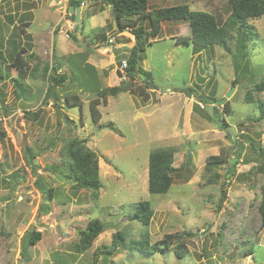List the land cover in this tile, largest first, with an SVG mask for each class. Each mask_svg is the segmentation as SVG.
<instances>
[{"label":"rangeland","instance_id":"obj_1","mask_svg":"<svg viewBox=\"0 0 264 264\" xmlns=\"http://www.w3.org/2000/svg\"><path fill=\"white\" fill-rule=\"evenodd\" d=\"M80 1L85 7H79L77 22L76 18H63L55 0H0L4 75L0 79V264H91L94 248L110 243L116 230L128 239L148 236L151 243L183 230L191 235L172 238L168 248L153 254L128 253L123 248L101 256L95 264H264V227L257 210L264 184V172L258 165L263 160L252 148L264 149V120L258 118L256 103L246 100L247 92L264 82V14L248 20L254 37L245 47H241L238 33H233L229 51L217 45L198 49L176 44L175 37L190 33L188 22L163 20L161 33L145 47L139 63L147 78L141 82L151 79L155 85L148 100L134 91L108 96L105 103L98 104L101 118L94 121L89 102L97 90L92 89L98 83L100 87L118 85L126 78L125 73L122 78L116 75L115 61L129 52L128 42L125 36L116 35L110 10L99 24L104 25L113 46L103 41L93 48L96 43L91 42L87 21L99 4ZM227 2L148 0L150 10L186 3L192 9L221 14L223 19L228 14ZM71 22L75 28L68 31ZM122 40L127 49L115 51ZM22 46L26 52L21 57L36 69L24 78L26 99L15 92L11 79L15 72L8 68L15 50ZM86 49L101 63L96 69L99 81L81 66L83 55L78 54ZM52 53L54 63L63 62L60 71L67 73V80L52 87L54 93L44 99L48 84L43 67L50 64ZM52 74L49 70L48 75ZM233 79H237L234 84ZM135 81L136 86L141 84L138 77ZM232 87L229 98L218 104ZM189 89L206 103L197 101ZM74 94L81 105H69L65 100ZM253 95L264 100V86ZM2 103L7 111L2 110ZM205 105H211L212 111ZM39 108L34 121L27 113ZM224 121L227 126L222 128ZM70 138L83 140L97 154L99 190L74 188L63 171H49L51 165L57 167L60 147ZM158 147L174 149L173 182L164 194H152L147 188L148 155ZM25 148L35 155L36 173L54 190L50 212L44 215L38 212L42 193L37 188V174L25 161ZM210 155H218V159L210 163ZM6 175L12 176L11 183L18 178L15 187L3 180ZM139 201H148L153 209L149 225L132 218ZM94 218L106 229L78 254L73 246ZM32 228L41 232V238L23 256L22 236ZM181 241L186 251L177 257L174 247ZM250 243L253 252L244 253Z\"/></svg>","mask_w":264,"mask_h":264},{"label":"trees","instance_id":"obj_2","mask_svg":"<svg viewBox=\"0 0 264 264\" xmlns=\"http://www.w3.org/2000/svg\"><path fill=\"white\" fill-rule=\"evenodd\" d=\"M100 2L111 6L112 16L118 32L127 30L133 35L134 40L130 45L128 55L125 58L126 78L121 80L118 85L100 87L98 83V86H96L95 89H92L97 90L95 97L89 102L90 112L94 121H98L101 118L100 111L97 107L98 104H100L101 101L105 103L108 96H116L121 92L134 91L143 96L144 100H148L149 90L154 89L155 85L151 82V79H149L147 83L141 82L142 80L146 81L147 78L144 75L145 72L140 69L139 63L143 60L142 52L145 50V47L150 45L152 40L155 41L161 33V22L163 20H184L188 22L190 33L175 37L176 44H188L192 46V48L198 47V49L217 45L223 47L226 51H229V42L234 37L233 33H238L242 43L241 47H245L248 40L254 37V31L248 23V20L250 18L260 17L264 14V0H228V14L224 17V19L221 14L192 9L186 3L172 4L150 10L148 0H101ZM79 5L80 0H69L68 6L72 10V18H76L74 10ZM143 20L148 21L147 25L142 23ZM21 23H23L22 26L25 25L23 19ZM19 29L22 33H25L24 28L20 27ZM90 37L91 41L96 44L107 41L108 39L105 27L92 29V31H90ZM24 52H26V49L23 46L15 50L14 57L12 58L8 68L12 67L15 72V75H12L13 77L11 78L15 86V92L24 96L26 99L28 98V90L24 83V78L29 74H33L36 69L28 67L25 58L21 57ZM89 54L90 50L87 49L78 54L80 56L83 55V64L81 66L84 65L85 70H88L90 74H92L93 77L99 81V74L95 66L86 62ZM51 55L52 59L50 64H45L43 67L48 84L47 88L49 89L46 90L44 99L49 96L51 92H53V89L51 90L52 87H59L67 80V73L60 71L63 62H55V64L54 56L56 55L54 53ZM2 56L3 55L0 51V59ZM49 70L53 72L50 76L48 75ZM136 77H138L141 82V84L137 86L134 83L136 82ZM3 78L4 75L0 61V79ZM236 82L237 79H233L232 83L234 84ZM148 84L151 86H148ZM263 86V81L256 83L254 89H252L251 92L248 91L246 95L247 101L256 103L259 112L258 118L261 120H264V100L254 97L253 92H260ZM57 97V94H54V100H57ZM65 100L69 105H81L80 97L76 94L67 96ZM223 107L225 112L229 111L227 103H225ZM202 109H204V107H202ZM2 110L7 111L4 105ZM33 113L34 112H28L27 114L33 119ZM220 125L224 128L227 126V123L224 121ZM1 134H4V132L2 131ZM249 146L252 147V142ZM252 148L257 150L259 157L263 160V162L258 165V170L264 172V149L259 146ZM23 152L26 163L31 165L33 172L36 173V168H38V166L33 163L35 155H33L31 149L29 148H25ZM59 158L57 167H54L53 165L50 166V172L56 173L58 170L63 171L64 178L72 182V186L74 188L99 190L101 185L98 174L97 154L92 149L87 147L83 140L70 138L60 147ZM208 159L210 163L215 162L218 159V155H210ZM173 160L174 149L172 147H158L149 153L147 188L150 193L164 194L169 191L173 182ZM36 174L38 179L36 181L37 188L41 191L43 198V201L39 204L38 212L40 215H44L50 212L49 203L54 197V190L53 187L45 184L39 173ZM11 177L9 175L3 176V180H7L11 183ZM17 179L18 178L15 179L14 183H11L12 188L15 187ZM13 190L15 189H12V191ZM134 208L135 210L132 218L137 219L144 225H149L153 215V209L150 207L149 202L139 201L134 205ZM257 210L259 213L260 226L264 227V184L261 186L260 200L257 205ZM105 229L106 225L98 218L90 219L85 228L81 230L80 236L73 246V251L78 254L85 252L92 245V242L97 238V236ZM184 235H191V233L185 230L179 233H169L164 235L163 241L161 240L151 243L148 236L138 239H128L122 231L116 230L112 233L110 243H102L94 248L92 252L91 264H95L101 256L105 258L117 250H122L123 248H125L128 253L139 251L153 254L157 251L163 250V248H168L172 242V238L182 239L185 237ZM40 238L41 232L35 228L25 232L22 236L21 242L22 255H25L27 247L34 245L40 240ZM162 242H164V245H161ZM185 251V243L182 241L174 247V254L177 257H183ZM252 252L253 244L250 243L249 248L244 253L250 254Z\"/></svg>","mask_w":264,"mask_h":264},{"label":"crops","instance_id":"obj_3","mask_svg":"<svg viewBox=\"0 0 264 264\" xmlns=\"http://www.w3.org/2000/svg\"><path fill=\"white\" fill-rule=\"evenodd\" d=\"M101 0H94V4H99V8H97L96 10H95V12H93V13H91L90 14V16H89V18H88V28L89 29H93V27H95L96 26V24H99L100 22H101V20L103 21V20H105L106 19V16H107V11H110L111 10V6L110 5H108V4H102V2H100ZM104 26V25H103ZM98 27V26H97ZM99 27H101V24H99ZM117 34V36H125V38L127 39V47H128V51H129V48H130V45H131V43L133 42V36H132V34L128 31V32H126V31H122V32H116ZM109 39H112V38H109ZM123 41L124 40H122V42L121 43H119V45H115V47H116V49H115V51H122L121 49H125L126 48V46H122L123 44ZM92 42V41H91ZM130 43V44H129ZM100 44V43H99ZM99 44H95V45H93L92 47L94 48L95 46H97V45H99ZM127 49V48H126ZM75 51V50H74ZM80 52H83V51H80ZM92 53V51H91V49H90V54L88 55V57H87V59H86V61L88 62V63H90V64H92L93 66H95V68L96 69H98L99 70V68H98V66L97 65H99V64H101L99 61H96L95 60V57L93 56V54H91ZM125 53V56H123L121 59H125L127 56V54H128V52L126 51V52H124ZM111 59V58H110ZM109 62H110V60H109ZM101 66V65H100ZM102 68V67H101ZM103 73L104 74H106V72L105 71H103ZM101 76V75H100ZM110 78V77H109ZM109 78H107V79H109Z\"/></svg>","mask_w":264,"mask_h":264},{"label":"water","instance_id":"obj_4","mask_svg":"<svg viewBox=\"0 0 264 264\" xmlns=\"http://www.w3.org/2000/svg\"><path fill=\"white\" fill-rule=\"evenodd\" d=\"M76 15H77V20H78V11H77V14H76ZM115 66H116V75H117L119 78H122V71H123V72L126 71V67H123V66H122V61H121V60H117V61H115ZM187 91H188V92L191 91L194 95H196V100H197V101L202 102V103H205V98L202 97V96H200V95H198V94H197V91H195V90H193V89H189V90H187ZM232 91H233V87L230 89V91H228V93H227L223 98H221V99L218 100V104H223V103L225 102V100H226L227 98H229V96L231 95ZM205 107H206L210 112L212 111V107H211V105H205ZM41 110H42V109L39 108L36 112L33 113V120H34V121L38 118V116H39ZM220 118L222 119V118H223V115H220Z\"/></svg>","mask_w":264,"mask_h":264},{"label":"clouds","instance_id":"obj_5","mask_svg":"<svg viewBox=\"0 0 264 264\" xmlns=\"http://www.w3.org/2000/svg\"><path fill=\"white\" fill-rule=\"evenodd\" d=\"M55 4H56V0H55ZM68 4H69V0H68L67 3H66L65 13H64L65 15L63 14L61 8L56 4V5L58 6V11H59V13L64 15L63 18H66V16H67V17H68V16H69V17H72V16H71V15H72V12H68V9H69ZM93 5H94V4H93ZM79 7H85V2H84V1H80V5L77 6V7L75 8V11H74L75 14H77V11H78V20H77V22L80 21V15H81V10H80ZM76 19H77V15H76ZM61 21H62V20H61ZM61 21H59V22H61ZM70 24L73 25V27H71ZM67 26H68V28H66V29H68V31H69V30H73V29L75 28V25H74L72 22H71V23H68ZM101 27H104V26H101ZM98 28H99V27H98ZM91 30H92V29H91ZM91 30H90V31H91ZM90 31H89V32H90ZM66 33L68 34L69 32H66ZM106 36H107V38H108V39H107V44H108L109 46H113V45H112V42H109L111 39H109V37H108V35H107V32H106ZM67 37H68V36H67ZM133 38H134V37H133ZM97 44H99V43H97ZM100 44H101V43H100ZM114 47H115V46H114ZM115 49H116V47H115ZM120 60L122 61V60H125V59H120ZM116 61H117V60H116ZM125 61H126V60H125ZM123 67H126V66H123ZM124 73H125V71H124V72L122 71V77H123V74H124ZM124 77H125V75H124Z\"/></svg>","mask_w":264,"mask_h":264},{"label":"built area","instance_id":"obj_6","mask_svg":"<svg viewBox=\"0 0 264 264\" xmlns=\"http://www.w3.org/2000/svg\"><path fill=\"white\" fill-rule=\"evenodd\" d=\"M68 0H56V4L61 8L63 14L65 13L66 3ZM73 27V25H71ZM122 66H126V61L122 60Z\"/></svg>","mask_w":264,"mask_h":264}]
</instances>
